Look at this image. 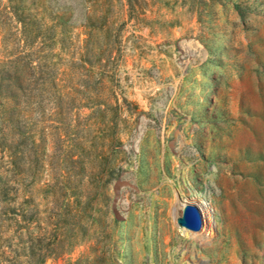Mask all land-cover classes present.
I'll return each instance as SVG.
<instances>
[{
	"label": "rangeland",
	"instance_id": "rangeland-1",
	"mask_svg": "<svg viewBox=\"0 0 264 264\" xmlns=\"http://www.w3.org/2000/svg\"><path fill=\"white\" fill-rule=\"evenodd\" d=\"M26 4L0 0V174L43 231L61 193L96 218L45 264H264V0Z\"/></svg>",
	"mask_w": 264,
	"mask_h": 264
},
{
	"label": "trees",
	"instance_id": "trees-1",
	"mask_svg": "<svg viewBox=\"0 0 264 264\" xmlns=\"http://www.w3.org/2000/svg\"><path fill=\"white\" fill-rule=\"evenodd\" d=\"M129 1L131 3V0ZM9 2L14 3L12 5L14 10L30 9L26 0H9ZM17 15L18 20L25 23L23 12ZM14 81L17 83L18 78L15 77ZM13 154L9 162L12 168L7 169L5 174H0V264H45L50 257H60L70 253L89 236L91 222L88 221L96 220L93 214L94 206L90 204L89 199L82 201L77 192L73 194L75 198L72 202L69 201L72 196L61 193L56 198V221L50 222L54 227L51 230L44 228L43 231V228H39L41 220L36 212L24 208L19 213L17 207L12 204L15 199L13 184L16 179L10 173H16L17 167V159ZM8 221L11 224L7 225ZM35 222L38 224V226L36 224V234L32 230V224ZM11 230L12 234H7V231L9 233ZM94 262L95 257L68 260L67 264H94Z\"/></svg>",
	"mask_w": 264,
	"mask_h": 264
},
{
	"label": "water",
	"instance_id": "water-1",
	"mask_svg": "<svg viewBox=\"0 0 264 264\" xmlns=\"http://www.w3.org/2000/svg\"><path fill=\"white\" fill-rule=\"evenodd\" d=\"M180 226L190 231H200L204 225L203 214L200 207L187 202L184 205L182 214L177 218Z\"/></svg>",
	"mask_w": 264,
	"mask_h": 264
},
{
	"label": "bare ground",
	"instance_id": "bare-ground-1",
	"mask_svg": "<svg viewBox=\"0 0 264 264\" xmlns=\"http://www.w3.org/2000/svg\"><path fill=\"white\" fill-rule=\"evenodd\" d=\"M184 205V204H183ZM178 209V208H177ZM200 210L202 211L203 210V207H200ZM212 215V214H211ZM180 216V215H179ZM175 218L177 219L178 218V215L177 214H175ZM205 224V223H204ZM207 227V226H206ZM205 226H204V228L203 229H205V230H207L208 232H210L207 228H206ZM210 233H212V232H210Z\"/></svg>",
	"mask_w": 264,
	"mask_h": 264
}]
</instances>
